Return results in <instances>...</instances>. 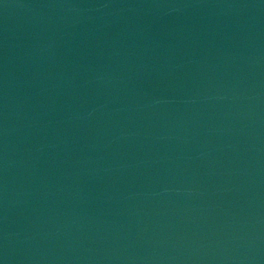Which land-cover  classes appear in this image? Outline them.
<instances>
[{
  "label": "water",
  "instance_id": "95a60500",
  "mask_svg": "<svg viewBox=\"0 0 264 264\" xmlns=\"http://www.w3.org/2000/svg\"><path fill=\"white\" fill-rule=\"evenodd\" d=\"M0 264H264V0H0Z\"/></svg>",
  "mask_w": 264,
  "mask_h": 264
}]
</instances>
